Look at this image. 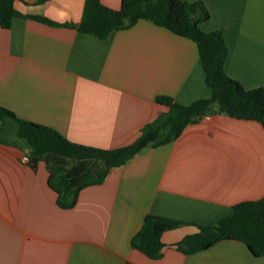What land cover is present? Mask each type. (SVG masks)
I'll list each match as a JSON object with an SVG mask.
<instances>
[{
    "label": "crops",
    "instance_id": "0c3cea01",
    "mask_svg": "<svg viewBox=\"0 0 264 264\" xmlns=\"http://www.w3.org/2000/svg\"><path fill=\"white\" fill-rule=\"evenodd\" d=\"M188 1L208 10L203 31H221L226 74L245 89L264 86V0ZM83 7L84 0L15 1L23 15L58 26L20 17L0 26V105L71 142L111 149L132 143L167 110L158 96L184 106L210 97L194 41L145 20L105 39L64 26L80 21ZM17 132L0 123V264H264L240 241L192 254L175 246L197 225L264 196L260 123L206 115L81 190L70 209L57 205L45 164L24 159L30 149ZM147 214L183 222L161 235L158 259L131 246Z\"/></svg>",
    "mask_w": 264,
    "mask_h": 264
},
{
    "label": "trees",
    "instance_id": "16d2710c",
    "mask_svg": "<svg viewBox=\"0 0 264 264\" xmlns=\"http://www.w3.org/2000/svg\"><path fill=\"white\" fill-rule=\"evenodd\" d=\"M16 0H0V26L11 27L16 17L31 18L49 26H58L46 17L23 15L14 8ZM47 0H38V3ZM209 12L200 1L188 0H121L112 9L101 0H84L81 20L66 23L83 33L105 39L114 30L128 28L140 20L164 27L176 35L194 41L198 48L209 98L198 99L190 105H180L167 96L156 102L167 110L145 125L132 143L111 149L86 146L69 141L56 129L21 119L10 109L0 105V123L13 120L18 125L17 135L29 146L28 159L43 162L48 171V185L56 193L57 205L73 208L84 188L98 185L147 147H158L177 139L186 126L200 121L211 113L256 121L264 128V86L245 89L225 71L228 56L221 31L206 32L200 24ZM183 222L152 214L143 218L141 227L133 235L131 246L150 259L162 255L161 235ZM198 231L185 236L175 246L184 254L206 250L223 240L243 242L255 257L264 255V196L258 200L241 202L232 207L226 217L213 225H197Z\"/></svg>",
    "mask_w": 264,
    "mask_h": 264
},
{
    "label": "rangeland",
    "instance_id": "374dc122",
    "mask_svg": "<svg viewBox=\"0 0 264 264\" xmlns=\"http://www.w3.org/2000/svg\"><path fill=\"white\" fill-rule=\"evenodd\" d=\"M8 121H11V123H13V125H15L16 128L18 127V125L15 124L14 122H12V120H8ZM12 134H13V133H12ZM16 138H17V137H16Z\"/></svg>",
    "mask_w": 264,
    "mask_h": 264
},
{
    "label": "built area",
    "instance_id": "2783aa9c",
    "mask_svg": "<svg viewBox=\"0 0 264 264\" xmlns=\"http://www.w3.org/2000/svg\"><path fill=\"white\" fill-rule=\"evenodd\" d=\"M25 160H28V157H24Z\"/></svg>",
    "mask_w": 264,
    "mask_h": 264
}]
</instances>
